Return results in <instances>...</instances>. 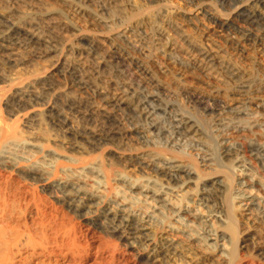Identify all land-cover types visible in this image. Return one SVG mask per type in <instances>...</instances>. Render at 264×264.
<instances>
[{"label": "rangeland", "instance_id": "374dc122", "mask_svg": "<svg viewBox=\"0 0 264 264\" xmlns=\"http://www.w3.org/2000/svg\"><path fill=\"white\" fill-rule=\"evenodd\" d=\"M92 1L83 0L82 3L86 7L89 6L92 12L93 10L94 12L100 11L95 5L96 0ZM120 1L126 0H118V3H121ZM128 1L135 3V7L157 4L155 0ZM168 1L173 15L167 22L168 31L163 37L152 38L147 26H144L146 22H143L141 26L143 31L135 35L128 33L120 41L113 42V34L101 32V28L96 27L91 17L77 16L72 8L69 9L67 6L50 0L45 6L59 9L68 18L61 23V26L57 23L52 26L53 29L46 30L48 35L61 45V48L56 50L57 52L54 51L55 49H52L53 51L48 49L45 45L31 46L23 41L21 36H14L4 43L7 51L0 50V128L5 127L12 130L16 134V141L8 142L3 146L5 143H2L0 138V143H2L0 144L2 146L0 147L2 154H0V223L5 228L8 227V237L12 235L10 239H13L14 231H24L27 227L34 238H40L43 236L41 234L44 228L48 231L47 236L57 237L59 242L75 236L79 245L77 250L84 249H81L83 264H146V258L152 254L148 253L149 249L140 251L142 248L139 249L138 246L131 248L127 240L120 239L119 232L111 231V223H107L105 217L100 215L101 211L115 203H120L121 206L133 211L136 217L144 218V222L154 221L152 223L155 226L166 225V221L188 225L187 229H184L185 232L196 231L200 238L207 237L199 230L202 222L221 230L216 218L209 217L205 209L193 205V202L189 205L184 203V209L179 212L177 209L181 198L177 196L179 194L176 195V191L166 192L167 194L160 193V199L170 205L164 209L162 203L153 202L149 190L146 192V189L140 186L144 179L154 177L150 169L140 165L138 160L136 161L138 157L147 154L150 149L143 147L140 144L142 140L135 135L136 125L131 121V116L134 115L131 109L119 103L124 89L122 87H128L127 89L135 87L128 85L130 84L128 74H122L121 69L114 67L111 57L120 54L128 60L132 59L131 62L137 60L144 64L153 73L152 76L137 72L135 66L131 68V72H135L137 78L141 79L148 89L159 84L170 86L174 91L186 88L199 97L201 96L203 102L200 100L199 113H196L200 120L203 118L206 120L202 111L208 110L213 117L222 113L221 118L219 116L212 118V125H223L230 119L236 123L234 115H227L226 111L224 115L219 109L221 105L214 106L211 98L218 90L220 94L228 96V103L237 101L239 103L251 99L264 102V91H262L264 87V35L261 32L262 25L264 26V11L262 12L260 8H253L252 4H242L243 0ZM105 2L108 3V0ZM109 5V7L113 6L111 1ZM45 6L36 0H32L29 5L0 0V11L2 10L3 13V16H0V32L10 29L11 26L7 19L11 10L28 11L30 8L43 10ZM237 6H240L239 9L236 8ZM217 8L224 13L228 9L230 15L219 17ZM160 15L162 17L165 14L161 11ZM57 18L60 20L61 17ZM237 19L242 21L246 19V21H251V24ZM65 23H73L96 35L99 53L88 51L83 46L84 43L74 37V32L67 29ZM220 24L226 26L229 24L232 27L231 31H228V26L224 27L225 31L219 29ZM151 43L153 45H150ZM63 44L74 47L73 52L63 49ZM125 49H130L133 53L128 54ZM56 61L79 64L82 71L78 74L65 67L55 68ZM186 64L189 65L186 66ZM49 75L52 88L67 93L77 106L79 105L77 109L68 104L66 106L64 100L57 103L52 97V91L38 83L39 77ZM29 84L31 93H28L26 97L28 104L26 109H18L7 104V95ZM229 90L231 92L226 93ZM37 92L41 96L37 95ZM176 100L185 109H192V104L183 97H177ZM33 108L43 111L40 124L35 125L25 117ZM200 112L203 115H200ZM245 113L249 114L248 111ZM241 116L245 117V114ZM138 125L141 126L140 123ZM235 126L231 122L223 132V136L236 143L237 147L246 146L250 142L256 144L264 142V131H261V128L253 127L246 130L242 128L244 124H241L242 127L235 130ZM88 129L103 135L102 139L97 138L100 141L98 144L95 142L96 146L93 145V140H88L89 138H86L88 136H85ZM105 135L112 136L111 138L116 137L118 140L114 138L111 139L112 141L106 140ZM100 163L103 168L96 166ZM144 163H149V160ZM28 166H34L40 174L31 176L26 171ZM208 170V173L212 172ZM235 175L232 193L234 190L245 192L254 198L264 211V178L240 170L235 171ZM64 180L78 185L88 196L95 195V201L98 203L102 200L104 203L94 208H85V206L80 209V204H73L60 189L58 190V183L65 182ZM241 182L245 184L244 188L236 185ZM192 194L190 192L185 199L193 197L194 194ZM173 208L183 218V222L170 215ZM256 223H253V220L246 221L248 227L258 226L256 230L259 228L262 231L263 229L260 228L262 226L258 225L259 222ZM175 229L165 228L163 230L161 227L156 235L159 236L158 238H167L177 245L178 250L183 251L182 255L192 256V252H195L194 248L202 252L197 237L193 236L192 239H188L180 229L178 231V227ZM261 231L257 236L258 241L264 238L262 235L264 230L263 233ZM219 236H222L221 233ZM208 238L204 245L207 243L208 246L215 245L216 237L209 236ZM138 245L141 246L142 243L140 245L139 242ZM228 245L227 239L218 240V246H223L222 248L227 251L230 248ZM26 256H28L27 253L22 258Z\"/></svg>", "mask_w": 264, "mask_h": 264}, {"label": "bare ground", "instance_id": "6f19581e", "mask_svg": "<svg viewBox=\"0 0 264 264\" xmlns=\"http://www.w3.org/2000/svg\"><path fill=\"white\" fill-rule=\"evenodd\" d=\"M7 1L8 3L21 2L29 5L32 0ZM36 1L45 6L46 4L48 5L50 0ZM54 1L67 6L69 9L72 8L73 12L77 16H81L82 18L86 16L89 18L91 17L95 22L96 27L101 28V32L103 31L104 33L113 34V42L120 41L128 33L135 35V33L140 32L142 30L141 26H143V22H146V25L144 26H147L152 38H159V36L163 37L168 31L166 28L168 24L167 22L173 15L171 12V6L167 0H155L157 2L156 5H148L146 7H135V3H131L132 1L130 2L128 0L123 2L120 1L121 3H118V0H108V3L105 2L106 0H96L95 5L99 8L98 10H100L98 12H94V10L93 12L90 11L88 8L89 6L86 7L83 5V0ZM110 1L111 5L113 4L112 7H109ZM158 1H160L159 4ZM242 4H252L253 8H260L262 9V12L264 11V0H243ZM239 7L240 6H237L236 8L239 9ZM216 10L221 18L228 17L230 15L228 9H226L225 13L221 12L218 8ZM161 11L165 14L162 17L160 15ZM0 16H3L2 10L0 11ZM57 17H61L60 20ZM7 20L9 21L11 27L9 30L0 32L1 51H7V46H5L4 43L14 36H21L23 41L27 42V44L31 46L45 45L48 49H55L54 51H56L58 48H61V45L58 44L56 40L51 38L46 30L52 28L54 25H57V23H60L61 26V23L68 20V18H66L64 14L59 11V9L51 6H45V9L43 10L31 8L28 11L11 10L8 14ZM237 20L242 21L241 19ZM243 23L251 24V21H246L245 19ZM67 24V29L74 32V37L83 42V46L86 47L88 51L90 50V52H94L96 54L97 52L99 53L97 44L98 37L96 35H93L90 31L80 28L73 23ZM225 26V24H220L218 28L225 31ZM227 26L228 31H231L232 27L229 24H227ZM262 27V30L260 28L259 29L261 30L262 35H264V26L262 25ZM150 45L153 44L151 43ZM62 48L72 52L74 50V47L71 45H64ZM125 52L128 54L133 53L130 49H127ZM131 60L132 59L128 60L124 58L120 54H116L111 57V63L114 67L121 69L122 74H128V83H130L128 85L135 87L129 89H127L128 87H122L124 89L122 90V97L119 99V103L127 105L131 109L130 111L134 114L132 116H136H131L132 123L134 124L135 122L136 125V127H134L136 129L135 135L139 140H142L140 144L143 147L150 149L147 154H141L142 156L138 157L136 161L138 160V163H141L140 165L150 169V171L154 174V177L151 179H144L142 181L143 184H140V186L146 189V192L149 190V193L152 194L150 198L153 199V202L155 204L162 203V208L164 209H167L170 205L160 199V193L176 191V195H181H177L181 198V201H178L179 208L177 210L179 212L184 209V203L189 205L193 202V205H198V207L205 209L209 217H214V219L216 218L218 221L216 222L219 224V228L221 230L214 229L202 222L199 225V230L202 231L203 234L207 235V237L205 236L200 238L198 232L196 231H189L190 233L193 232V234L185 232L184 229H187L188 225L185 226L180 222H178L180 225L177 222H174L173 224L166 221V225L161 226L163 230H165V228H171V230H174L178 227V231L180 229L182 233L187 235L186 237L188 239H192L193 236H195L197 237L196 239L199 240L198 244L200 249L202 247V252H200L201 250L198 251V248H194L195 252H192V256L188 257L187 255H182L183 251H179L178 246L167 238H158L159 236H157L156 233L157 230L161 229V227H159L160 225L155 226L152 223L154 221L151 222L150 220L144 222V218L142 219L136 217L133 211L121 206L120 203H115V205H113L114 207L109 206L101 211V214H99L105 217L107 223H111V231L119 232L121 235L120 239L127 240L129 242L128 245L131 248L138 246L139 249L142 248L140 251L149 249L148 253L151 252L152 254L146 258V264H264V238L262 240L263 242L258 241L257 238L259 231L261 230L259 228V231L258 229L256 230L258 226L253 227L254 225H249L250 227H248L246 225V221L253 220V223L257 222L256 224H258L259 222L258 225L262 226L260 228L264 230L263 208L261 209L259 207L260 205L256 203V200L245 192H235L234 190V193H232L234 181L236 179L235 171H248L251 172L252 175H259L261 178H264V142L259 144L248 142L249 144L246 146L237 147L236 143L232 142V140H227L223 136V132L230 126L231 122L236 125L235 130L240 129V127H242L241 124H244V127H242L243 129L248 130L253 127H258L261 128V131H264V102L257 99H251L244 102L241 101L239 103L238 101H235L236 103H228V96L222 95L218 90H216L215 95L211 98L214 106L218 107V105H221L219 106V109L224 113V115H226L225 111L227 115H234V118L238 123H235L230 119L226 124H219L218 126L214 124L212 125V118H216V116L221 118L222 113L218 112L219 114H216V116L213 117L211 113H208V110L202 111L204 115L201 114V112L200 115H203L206 120H204L202 116L200 117H202L203 120H200L196 113H199L198 107L201 105L200 100L203 102L200 98L201 96L199 97L196 93H192L186 88H181L179 90L175 89L176 91H174L170 86L168 87L159 84H155L152 88L148 89V87L144 86L141 82V79L137 78L136 73L131 72V68L133 69L135 66L137 72H141V74L147 73L146 75H151L153 73H151L144 64L137 62V60L135 62H131ZM187 65L189 64H186V66ZM54 66L59 69L65 67L66 69L78 74L82 71V67L79 66V64L76 65L71 62L68 63V61H56ZM37 80L38 83H41L44 87L46 86L45 88L48 87V90L52 91V97L57 103L64 100L66 106L70 105L74 109L79 107V105L77 106L67 93L62 92L61 90H54L52 88L50 75L39 77ZM250 86L248 88H250ZM246 87L247 86H245V88ZM262 91H264V87ZM227 92L229 94L231 90L226 91V93ZM28 93H31L30 84L21 88L19 91L17 90L15 93L7 95L8 97L6 98V102L18 109H26L28 105L26 97L28 96ZM38 94L39 92H37V95ZM176 96L179 98L183 97L184 100L189 101V103L192 104V109L189 110L180 106L181 104H178ZM247 111L249 114L245 113ZM242 114H245V117H242ZM42 115L43 111L41 109L33 108L25 117H27L28 120L30 119L31 122L36 125L40 124ZM234 118L233 120H235ZM220 120L222 122V119ZM138 123H140L141 126L138 125ZM89 129L86 131L85 136H88L86 137L89 138L88 140H93V145L96 146L100 141V139L97 138L100 137L102 139L103 135L101 136L95 131ZM203 129L204 132L207 133H204ZM111 137L112 136L105 135L104 139L113 140L114 137ZM0 138L2 143H5L3 144L4 146L6 143L8 144V142L12 143L13 141H16V134L12 130L2 127L0 128ZM114 139L117 138L115 137ZM95 142H97V144H95ZM9 159H11V157ZM146 160H149V163H144ZM4 161L6 162V160ZM7 163L10 164L9 162ZM101 163L96 166H98V168H103ZM208 169L212 170V172ZM26 171L28 174H31V176H37L40 174V171L34 166L26 167ZM117 176L119 175L117 174ZM122 177L123 176L121 175V178ZM137 181H139V179ZM236 185H238L239 188H244L245 184L241 182ZM57 187L58 190L60 189L65 197L69 199V201L73 202V204H80V209L85 206V208H94L95 206H100L104 203L103 200L98 203L95 201V195L88 196L84 194L82 188L76 184H71L68 181H60V184L58 183ZM190 192L194 195L192 194L193 197H189L186 200V195ZM236 201L239 202L237 203ZM173 209L175 211L173 210L171 214H169L179 218V220L183 222L184 220L180 214L176 213L177 210L175 208ZM171 226H173V228ZM157 227L159 229H156ZM7 230L8 227L5 228V226L0 223V264H83L81 258V255L83 257V254L81 253L82 248L77 250L79 245L77 240L74 238L75 236L69 237L68 240H61L59 242L57 237L47 236L48 231L43 228L41 234L43 236L40 238H34L31 231L28 230L27 227L24 231H14L13 239H10V236L12 237V235L8 237L9 233H7ZM219 233H221L222 236H219ZM262 235L264 236V234ZM209 236L216 237L217 240L215 241L216 243L214 242L215 245L208 246V243L207 245H204L208 241ZM260 237L262 238V236ZM220 238H223V240L227 239V242L230 245L228 251L222 248L223 246H218V240H220ZM139 242L140 245L142 243L141 246L138 245ZM26 253L28 256L22 258ZM210 254L215 256H210ZM18 258L22 259L20 261H16Z\"/></svg>", "mask_w": 264, "mask_h": 264}]
</instances>
